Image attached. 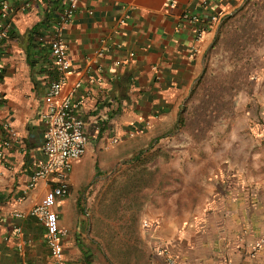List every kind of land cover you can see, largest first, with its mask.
<instances>
[{
	"label": "crops",
	"instance_id": "crops-1",
	"mask_svg": "<svg viewBox=\"0 0 264 264\" xmlns=\"http://www.w3.org/2000/svg\"><path fill=\"white\" fill-rule=\"evenodd\" d=\"M242 1L77 0L62 31L71 60L64 91L80 82L72 101L79 103L76 113L88 145L64 173L68 192L54 206L59 224L67 228L65 264H163L160 255L167 251L176 253L179 264H264V243L254 246L264 235V218L260 225L253 215L258 202L236 184H224L228 173L212 170L204 179L197 169L163 168L165 176L175 171L179 181L163 183L166 193L141 189L148 197L141 191L132 202L137 204L129 225L124 224L123 185L113 181L125 165L172 134L205 71L220 24L196 41L195 25L182 21L181 11L223 18ZM64 4L0 0V22L9 31L0 38V264H53L44 227L28 212L56 185V175L34 188L28 183L45 160V125L38 110L56 78L50 38ZM41 22L48 28L31 33ZM47 58L52 66L46 67ZM12 198L20 199L23 217L10 214ZM196 222L201 225L191 233L188 228ZM125 238L132 239L124 250Z\"/></svg>",
	"mask_w": 264,
	"mask_h": 264
},
{
	"label": "rangeland",
	"instance_id": "rangeland-1",
	"mask_svg": "<svg viewBox=\"0 0 264 264\" xmlns=\"http://www.w3.org/2000/svg\"><path fill=\"white\" fill-rule=\"evenodd\" d=\"M218 34L207 56L204 73L183 103L180 113L183 122L172 128L170 136L147 149L156 153L146 163L152 173L148 187H156V193H166L162 191L163 183L173 185L179 181L175 171L165 176L163 168L197 169L204 173V179L210 177L212 170H221L228 173L224 175L228 178L224 184H236L258 202L253 215L261 225L264 218V0H243L220 23ZM205 188L203 193L209 194ZM141 194L146 200L147 191ZM133 201L129 197L124 204V224L132 220L133 205L137 204ZM165 202L169 204L168 200ZM190 204L197 205L195 199ZM198 223H191L188 228L191 233L199 229ZM130 239H124V250ZM258 243H264V235L254 246ZM174 249L177 252V247ZM168 255L178 259L175 252H163L160 255L163 264Z\"/></svg>",
	"mask_w": 264,
	"mask_h": 264
},
{
	"label": "built area",
	"instance_id": "built-area-1",
	"mask_svg": "<svg viewBox=\"0 0 264 264\" xmlns=\"http://www.w3.org/2000/svg\"><path fill=\"white\" fill-rule=\"evenodd\" d=\"M77 4V0H65L63 8L53 24L50 53L56 70V78L48 84L38 110L45 125L42 146L45 160L33 172L28 183L29 188H34L40 181H47L51 175H56V185L51 186L40 202L32 206L28 212L44 227L45 241L53 264H65L66 262L63 240L67 235V228L58 222L54 206L58 199L68 192L64 173L70 171L74 163L85 154L88 145L84 121L76 113L79 103L72 101L75 92L80 87V82H74L67 91H64L68 75L71 72V60L62 31L71 21ZM174 5L175 3H170L171 7ZM6 9L7 5L2 2V17L6 16ZM180 19L195 25L196 41L201 40L212 26L218 25L222 21L221 16L214 14L204 16L188 9L181 11ZM7 29L8 26L0 22V38L6 36ZM101 54L102 50L97 51V55ZM9 132L11 135H15L13 129H9ZM19 202L20 199L12 198L8 203L10 214L16 218L23 217V212L18 208ZM14 229L17 235L22 233L20 226H15ZM18 244L22 245L21 242ZM165 260L167 264H179L170 255L166 256Z\"/></svg>",
	"mask_w": 264,
	"mask_h": 264
},
{
	"label": "trees",
	"instance_id": "trees-1",
	"mask_svg": "<svg viewBox=\"0 0 264 264\" xmlns=\"http://www.w3.org/2000/svg\"><path fill=\"white\" fill-rule=\"evenodd\" d=\"M225 21V17L222 18V22ZM39 27L48 28V25L45 22H41L38 26L32 29L31 33H35ZM9 31H7L6 36L8 35ZM219 34L216 36L215 41H217ZM30 65H35L36 60H30ZM46 67L52 66V62L49 58L44 62ZM49 74L50 70L48 71ZM54 73V71H53ZM195 87L192 89L190 95L194 92ZM183 122V118L181 115L179 116V124ZM156 155L153 152H145L141 153L134 161L124 167V171L120 176V179H113L114 182H121L122 183V191L124 194V198L128 199L129 197L134 199L135 201L139 200V194L146 186H149L152 178V173L147 170L146 163L150 162V160ZM87 259V257H86Z\"/></svg>",
	"mask_w": 264,
	"mask_h": 264
}]
</instances>
